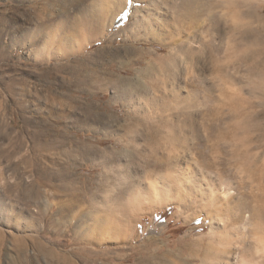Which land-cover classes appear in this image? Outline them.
<instances>
[{
    "label": "rangeland",
    "instance_id": "1",
    "mask_svg": "<svg viewBox=\"0 0 264 264\" xmlns=\"http://www.w3.org/2000/svg\"><path fill=\"white\" fill-rule=\"evenodd\" d=\"M180 1L0 0V264H50L35 244L74 264H145L165 254L185 259L209 243L222 247L214 216L223 212L206 207L199 193L182 182L166 198L144 191L152 194L159 179L169 181L187 163L244 202L237 191L240 179L250 182L247 170L203 168L196 149L211 113L230 112L217 109L227 95L248 100L244 112L262 125L249 149L255 177H264V66L243 62L250 51L264 52V0H234L227 11L212 6L222 0H193V14ZM191 39L199 41L189 44L195 55L187 61L179 53ZM159 58L171 72L157 71ZM190 81L196 98H188ZM186 116L194 127L182 126ZM166 120L186 138L175 152L164 138ZM230 152L226 146L211 156ZM147 161L165 162V170ZM245 222L229 227L240 237L232 261L258 264L262 235ZM248 249L255 260L242 257Z\"/></svg>",
    "mask_w": 264,
    "mask_h": 264
},
{
    "label": "bare ground",
    "instance_id": "2",
    "mask_svg": "<svg viewBox=\"0 0 264 264\" xmlns=\"http://www.w3.org/2000/svg\"><path fill=\"white\" fill-rule=\"evenodd\" d=\"M185 1L187 2L186 5L188 6L189 13L193 14V13H191L193 6H194L193 0H185ZM150 2H151V0H150ZM164 2H166V1H164ZM172 2H173V0H172ZM214 2H213V4H214ZM236 4H238V2L234 1V0H222L220 2L215 3V5H212V6H213V8H215V7L220 8L221 7V9L225 8V10L226 9L232 10V8L234 6H236ZM123 9H124V5L120 7L118 13L116 12L117 13L116 16H118V14L121 13V11ZM182 9H184V8H182ZM160 11H162V10H160ZM160 11H158V12H160ZM239 11H238V14H240ZM166 12H168V10ZM166 12H164V13L167 14ZM179 12L180 11H178V13ZM203 14L204 13H202V16H203ZM187 16H188V14H187ZM233 16H234V14H233ZM190 17H192V16H190ZM192 39H191V41H185L186 47L184 46L183 48H181L180 53H179L180 54L179 56L184 57V59L187 61L193 59V57L195 55V51L189 47V44H198V41H199V40L198 41H196V40L192 41ZM179 44H180V42H179ZM204 46L209 47V49H211V48L213 49L210 42L205 43ZM232 46L235 47L234 45H232ZM176 50H177V48H176ZM174 51H175V48H174ZM172 53L174 54V52H172ZM176 53H177V51H176ZM262 55L264 56V52L257 53L255 51H250V53L247 54L246 57L243 59V62L248 64L249 66H251V69H255L256 67H259V66L262 67V66H264V59L263 60L260 59V56H262ZM168 58L171 59V61L173 62V66H174V64H176V63H174L176 58L173 57V59H172L170 56ZM165 61L166 60L164 58L158 59L157 71H159L160 73H165L168 71L171 72V70H170L171 67L166 66L167 63ZM164 63H166V64H164ZM219 64L220 63H218V62L216 63V60H215V62H214L215 72L223 73L224 68L222 67V65H219ZM151 71H152V69L150 70V72ZM260 77L262 79H264V74H261ZM188 84L190 86L194 87V89H193L194 91H191V93H190L192 97L189 96L188 98H193V97L196 98L197 97V94H196L197 89L196 88L198 86L196 85V87H195L193 81L188 82ZM209 89H211V88H209ZM176 93L179 94L177 91H176ZM226 97L227 98L225 100L217 103V109L226 108L230 112H227L226 116H219L220 113L219 114L214 113V112L211 113L210 118H208L210 123H208L209 125H207L208 126L207 127L208 135L203 137V138L198 137V135L195 136L196 147L201 146V147H197L196 149H197V152H199L200 157L203 159V161H201L203 168H206V169L212 171L214 168H216V166L221 167V166H226L225 164H227L228 168H229V166L231 167V166H234V164H235L238 167V169H241V170L246 169L247 170V177H248V179H250V182L245 181L243 179H240V181L238 182V188L239 189L237 191V193H239L241 195V197L244 198V202H242V203L239 201L236 202L232 198V195H234L236 192H234V191L231 192L230 188H225V187H221L218 185L214 186V183L211 182L212 180H210V179L208 180L207 176L204 175L200 170L194 171L191 168V166L187 163H185L183 166H179L178 168L175 169V171L177 172L176 175H173V174H171V172H169L168 173L169 174L168 179H170L169 181L164 179V178H161V179L158 178L159 179V181H157L158 184L154 183L156 185V187H155V185H153L152 194L150 193V189L147 191H144V194L146 196L157 197L159 195H162V197L164 196L166 198L167 196H169L170 194H173L175 192L173 185H172L173 183H175V182L184 183L186 185L185 188H187V189H185V191L193 190V191L199 193L201 195L202 199L207 200L205 203L206 207H213V208H216L215 210H218V212H220V213L223 212L222 216H217L218 214L214 216V219L217 220L219 222V225L221 226V228L219 230H217V238L219 237L223 241L221 242V240H219V244H221L222 247L217 246L218 244H215L216 245L215 246L214 244L209 243V244H207V247L205 249H203V251L195 252V253L189 252V254L187 255V257L185 259H183L180 255H176L175 253H174V255L165 254L166 258H161V257L157 258L159 261H155L156 258H153V257L148 258V259L144 258L143 261H145L144 262L145 264H173L171 260H168L169 256H173L175 259H180V260L182 259L183 260L182 264H193L190 261V260H193V259H190L191 257H196V258L198 257V259H197L198 263L197 264H215L214 262H217L219 264H234L232 259L237 257V248H238V242H239L237 239L239 236L237 235L238 233H232L230 231H233V229H231V228H234V229L241 228L238 226H239V224H241L240 222L244 221V219L247 222V225L250 226V228L248 230L250 233H252L254 235H256V234L262 235V237L259 240V244H261L260 246H263V243H264V185L262 182L264 180V177L262 175L255 177L257 169H255L254 172L252 171V169L257 168V166H256V162H255L253 155L250 154V149H249L250 148L249 143H251L252 138L254 136V133L256 131L258 132V131L262 130V125L259 121H257L255 119V117L252 114H247L244 112V109L246 108V106L250 104V102L248 100L243 99V98H239L237 96L227 95ZM178 99L183 100L184 98L181 97L180 95H178V96L175 95L174 100H178ZM191 119L192 118H187V116H186L181 121L182 126L183 127L187 126L190 128L194 127V125L196 123L193 122ZM165 126H167L169 128L168 134L164 137L165 140L167 141V143H170L169 145H167L168 148H170L169 150H171L172 152H175L176 150H178V148H183L185 146V143H186V138L184 137V139H182L177 135L176 128H175V127H177V125L175 124V122H173L172 120H166ZM178 127H180V125H178ZM154 128H156V127H154ZM152 132H153V130H152ZM226 146L231 148V152L228 154L227 159L221 160L220 157L217 159L212 158V156H211L212 153L222 152V151H224ZM153 147L157 148V146H153ZM180 159H179V161H180ZM184 160L186 161V159L183 158V161ZM176 161L177 160H174V162H176ZM146 165L148 168H152V169H154V168L163 169L164 166H166L165 162L162 164L159 161L158 162H156V161L148 162L147 161ZM172 169H174V168H172ZM164 170H165V168H164ZM221 170H222V168H221ZM150 175L151 174L149 172H147L145 177L150 178ZM212 185L214 187L210 189V186H212ZM149 186L151 187V184ZM246 217H247V219H246ZM237 224H238V226L236 227ZM229 227H231V228H229ZM244 229H245V227H243V230ZM238 230H240V229H237V231ZM243 236H245V235L243 234ZM35 245H36V247H35L36 251L38 253L45 252L48 255V257L51 258L50 264H74L73 261L70 260L65 255H61V254L53 252L51 250L47 251V250H45V247L41 244H35ZM241 254H242L243 258H245V256L251 257V258H249V259H251V261L256 259L255 255H253L251 253L250 249H248L247 251L243 250ZM209 258L211 259V261L208 260ZM35 259H37V257ZM258 259L256 260L258 262V264H264V256L262 257V259H260V258H258ZM138 264H141V261H139Z\"/></svg>",
    "mask_w": 264,
    "mask_h": 264
}]
</instances>
